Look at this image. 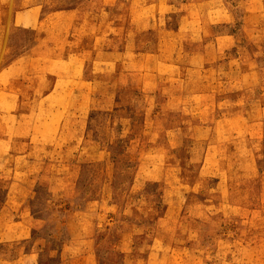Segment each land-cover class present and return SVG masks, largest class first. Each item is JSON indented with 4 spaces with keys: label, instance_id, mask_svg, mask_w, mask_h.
I'll use <instances>...</instances> for the list:
<instances>
[{
    "label": "rangeland",
    "instance_id": "374dc122",
    "mask_svg": "<svg viewBox=\"0 0 264 264\" xmlns=\"http://www.w3.org/2000/svg\"><path fill=\"white\" fill-rule=\"evenodd\" d=\"M17 7L0 264H264V0Z\"/></svg>",
    "mask_w": 264,
    "mask_h": 264
},
{
    "label": "crops",
    "instance_id": "0c3cea01",
    "mask_svg": "<svg viewBox=\"0 0 264 264\" xmlns=\"http://www.w3.org/2000/svg\"><path fill=\"white\" fill-rule=\"evenodd\" d=\"M21 1L23 0H18V5H20ZM18 5H16V0H0V26L3 24L4 26H14L17 27L20 25V27H24L26 25H30V20L27 21L26 18H31V16H37L39 14L36 13V11L34 9H23V8H19L17 7ZM33 13V14H32ZM25 18L22 20H19V18ZM29 22V24L27 23ZM2 25V26H3ZM29 27V26H27ZM34 27V26H33ZM26 28V27H24ZM3 70V69H1ZM11 74L10 73H3L2 71H0V79H9V81H18L16 78H14L15 74L14 72L10 69ZM8 94L10 97H8V101L4 102L3 106H0V113H2L3 111H8V112H12L15 110L16 111H28L29 110V101H27V99L30 97L29 94H27L26 90L22 87L20 89V92H14V90H8V91H3L0 90V94ZM24 97V98H23ZM7 188H5V190H3L4 192L7 193V197L10 195V185L6 186ZM5 204H8L7 200L2 203L0 211L3 209V207L5 206ZM9 205V204H8ZM30 208V207H29ZM31 209V210H30ZM29 212L30 215L32 217V219L36 222V221H42L43 218L38 217L35 215L34 211L32 210V208H30ZM30 236V235H29ZM28 239H30L29 237H23L20 239L19 242H28Z\"/></svg>",
    "mask_w": 264,
    "mask_h": 264
}]
</instances>
